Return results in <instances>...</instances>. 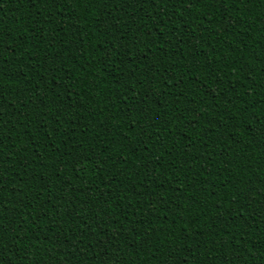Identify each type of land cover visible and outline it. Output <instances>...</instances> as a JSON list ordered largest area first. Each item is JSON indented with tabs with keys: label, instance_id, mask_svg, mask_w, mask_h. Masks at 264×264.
Listing matches in <instances>:
<instances>
[{
	"label": "trees",
	"instance_id": "16d2710c",
	"mask_svg": "<svg viewBox=\"0 0 264 264\" xmlns=\"http://www.w3.org/2000/svg\"><path fill=\"white\" fill-rule=\"evenodd\" d=\"M262 131L264 0H0V264H264Z\"/></svg>",
	"mask_w": 264,
	"mask_h": 264
},
{
	"label": "snow or ice",
	"instance_id": "6c2138e0",
	"mask_svg": "<svg viewBox=\"0 0 264 264\" xmlns=\"http://www.w3.org/2000/svg\"><path fill=\"white\" fill-rule=\"evenodd\" d=\"M50 2L55 3L56 0H50ZM89 2H91V0H89ZM188 2H192V0H188ZM209 2L214 3V0H209ZM105 3H106V0H105ZM179 3H185V0H179ZM229 103H231V101H229ZM261 134H264V131H262ZM185 264H186V262H185Z\"/></svg>",
	"mask_w": 264,
	"mask_h": 264
}]
</instances>
